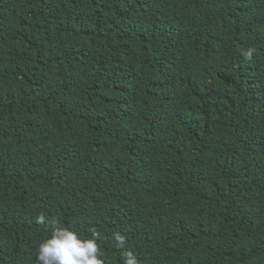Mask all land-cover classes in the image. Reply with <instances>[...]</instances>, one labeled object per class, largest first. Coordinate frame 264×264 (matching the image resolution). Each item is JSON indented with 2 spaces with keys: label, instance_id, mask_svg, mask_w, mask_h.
<instances>
[{
  "label": "trees",
  "instance_id": "obj_1",
  "mask_svg": "<svg viewBox=\"0 0 264 264\" xmlns=\"http://www.w3.org/2000/svg\"><path fill=\"white\" fill-rule=\"evenodd\" d=\"M57 227L264 264V0H0V264Z\"/></svg>",
  "mask_w": 264,
  "mask_h": 264
},
{
  "label": "clouds",
  "instance_id": "obj_2",
  "mask_svg": "<svg viewBox=\"0 0 264 264\" xmlns=\"http://www.w3.org/2000/svg\"><path fill=\"white\" fill-rule=\"evenodd\" d=\"M39 222H44L43 216ZM97 235L93 233V238L81 239L77 232L57 227L37 248L36 264H103L98 256ZM118 240L122 242L123 238L118 237ZM128 264L135 262L129 259Z\"/></svg>",
  "mask_w": 264,
  "mask_h": 264
}]
</instances>
